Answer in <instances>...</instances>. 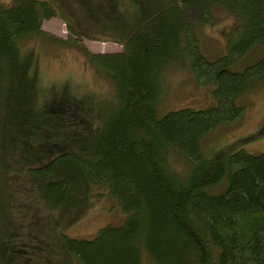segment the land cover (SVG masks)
Listing matches in <instances>:
<instances>
[{
  "label": "trees",
  "instance_id": "16d2710c",
  "mask_svg": "<svg viewBox=\"0 0 264 264\" xmlns=\"http://www.w3.org/2000/svg\"><path fill=\"white\" fill-rule=\"evenodd\" d=\"M91 2L99 15L116 3ZM217 10L234 21L225 52L208 60L197 25ZM138 12L121 13L133 21L116 31L121 51L92 53L42 29L56 15L51 2L0 1V264H142L146 253L159 264H264V152L201 148L240 117V98L264 85V0H153ZM34 36L80 49L108 77L114 99L97 125L66 95L38 103L20 49ZM173 58L212 86L213 106L157 113L160 73ZM170 153L186 160L184 173L169 166ZM95 185L123 222L69 236ZM17 197L22 216L12 218Z\"/></svg>",
  "mask_w": 264,
  "mask_h": 264
},
{
  "label": "rangeland",
  "instance_id": "374dc122",
  "mask_svg": "<svg viewBox=\"0 0 264 264\" xmlns=\"http://www.w3.org/2000/svg\"><path fill=\"white\" fill-rule=\"evenodd\" d=\"M0 1L9 4L13 0ZM45 1L51 2L56 9L55 16L42 21L41 27L46 33L63 40H75L92 53H105L122 50L121 44L114 40L117 32H121L128 24L133 25L131 19L139 13V8L145 7L148 10L153 0H107V4L114 1L117 4L114 3L111 9L106 8L102 15L96 13V10L101 9L91 0ZM130 6L134 9V16L128 23L127 17L123 15L130 14ZM198 10L200 11V7L196 13ZM92 13L96 15H91ZM214 17L213 20H205L197 25L198 48L208 60H214L225 52L227 32L234 21L227 11H214ZM70 27L80 35L71 33ZM20 49L29 61L30 77L39 104L47 100L54 102L55 95L59 93L66 95L64 100L68 103L75 100L71 105L79 111L88 110L86 114H79L86 117L93 127L100 120L96 116L104 118L114 99L113 85L106 75L90 64L80 49L42 36L21 41ZM179 59L173 58L165 66L164 72L160 73V95L156 102L159 115L184 107L200 109L215 104L211 94L212 86L200 83L191 70L182 68ZM246 60H251V57ZM241 66L243 65H238ZM240 102L244 109L238 119L219 125L202 139L201 148L205 155H210L217 149H243L250 154L264 152V85L258 84L248 90L240 98ZM61 105L66 107L64 103ZM168 163L179 173L187 170L188 163L180 155L170 153ZM18 198L15 201L19 209L11 215L12 218L22 216V199ZM124 216L106 187L95 185L92 186L88 206L75 221L65 227V232L74 238H92L103 226L121 224ZM142 264L159 263L146 253Z\"/></svg>",
  "mask_w": 264,
  "mask_h": 264
}]
</instances>
